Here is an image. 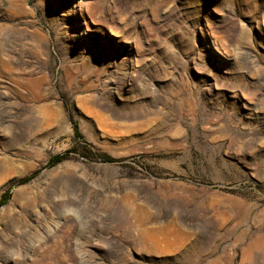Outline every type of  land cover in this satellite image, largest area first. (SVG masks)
<instances>
[{
  "label": "rangeland",
  "instance_id": "374dc122",
  "mask_svg": "<svg viewBox=\"0 0 264 264\" xmlns=\"http://www.w3.org/2000/svg\"><path fill=\"white\" fill-rule=\"evenodd\" d=\"M5 193L0 264H264V0H0Z\"/></svg>",
  "mask_w": 264,
  "mask_h": 264
},
{
  "label": "trees",
  "instance_id": "16d2710c",
  "mask_svg": "<svg viewBox=\"0 0 264 264\" xmlns=\"http://www.w3.org/2000/svg\"><path fill=\"white\" fill-rule=\"evenodd\" d=\"M76 134L77 133V130H75ZM65 158V155H60V156H57L53 159H51V161L49 162L50 164H54V163H57V162H60L61 160H63ZM26 180H29V178H25L22 180V182L26 181ZM9 196L10 194L9 193H5L3 194L1 200H0V204H5L7 202V200L9 199Z\"/></svg>",
  "mask_w": 264,
  "mask_h": 264
},
{
  "label": "clouds",
  "instance_id": "9594fccd",
  "mask_svg": "<svg viewBox=\"0 0 264 264\" xmlns=\"http://www.w3.org/2000/svg\"><path fill=\"white\" fill-rule=\"evenodd\" d=\"M71 211V210H70Z\"/></svg>",
  "mask_w": 264,
  "mask_h": 264
}]
</instances>
